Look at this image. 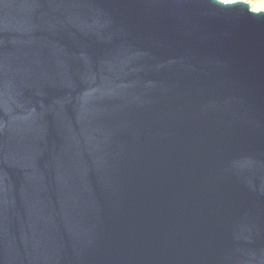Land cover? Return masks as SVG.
Listing matches in <instances>:
<instances>
[{"label": "water", "instance_id": "obj_1", "mask_svg": "<svg viewBox=\"0 0 264 264\" xmlns=\"http://www.w3.org/2000/svg\"><path fill=\"white\" fill-rule=\"evenodd\" d=\"M0 264H264V11L0 0Z\"/></svg>", "mask_w": 264, "mask_h": 264}, {"label": "rangeland", "instance_id": "obj_2", "mask_svg": "<svg viewBox=\"0 0 264 264\" xmlns=\"http://www.w3.org/2000/svg\"><path fill=\"white\" fill-rule=\"evenodd\" d=\"M224 2H233L237 0H221ZM248 3L254 11H264V0H241Z\"/></svg>", "mask_w": 264, "mask_h": 264}]
</instances>
